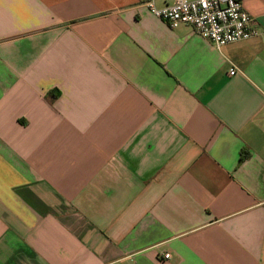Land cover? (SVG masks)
Instances as JSON below:
<instances>
[{"label": "crops", "instance_id": "obj_1", "mask_svg": "<svg viewBox=\"0 0 264 264\" xmlns=\"http://www.w3.org/2000/svg\"><path fill=\"white\" fill-rule=\"evenodd\" d=\"M241 1L261 35L218 49L144 0H0V264H264V0Z\"/></svg>", "mask_w": 264, "mask_h": 264}, {"label": "built area", "instance_id": "obj_2", "mask_svg": "<svg viewBox=\"0 0 264 264\" xmlns=\"http://www.w3.org/2000/svg\"><path fill=\"white\" fill-rule=\"evenodd\" d=\"M144 5L171 29L188 25L218 49L261 35L257 20L245 10L241 0H174L164 7H159L157 0H144ZM236 73L235 68L229 71L231 76ZM164 257L169 259L170 255Z\"/></svg>", "mask_w": 264, "mask_h": 264}, {"label": "trees", "instance_id": "obj_3", "mask_svg": "<svg viewBox=\"0 0 264 264\" xmlns=\"http://www.w3.org/2000/svg\"><path fill=\"white\" fill-rule=\"evenodd\" d=\"M248 153L247 152H243L242 155H241V159H240V162L244 161L246 158H248Z\"/></svg>", "mask_w": 264, "mask_h": 264}]
</instances>
